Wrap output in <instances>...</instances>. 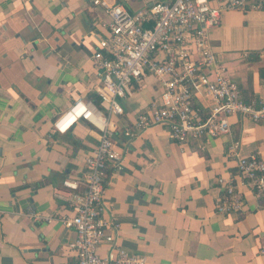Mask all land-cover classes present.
Here are the masks:
<instances>
[{
	"label": "crops",
	"instance_id": "0c3cea01",
	"mask_svg": "<svg viewBox=\"0 0 264 264\" xmlns=\"http://www.w3.org/2000/svg\"><path fill=\"white\" fill-rule=\"evenodd\" d=\"M0 0V264H78L63 226L70 190L63 182L87 176L84 160L97 148L99 129L80 120L65 134L56 118L75 101L105 109L91 63L109 22L103 5L130 13L167 0ZM217 67L238 86L245 104L264 101V6L248 2L221 15L208 33ZM157 79L133 83L112 118L118 166L106 169L101 218L118 226L116 244L146 264H264V199L240 178L237 159H264V122L238 114L230 132L183 149L165 126L128 139L134 122L159 100ZM193 104L207 112L201 90ZM239 144L237 156L229 151ZM224 185L241 193L243 210L218 214ZM106 247L99 249L104 255Z\"/></svg>",
	"mask_w": 264,
	"mask_h": 264
},
{
	"label": "built area",
	"instance_id": "2783aa9c",
	"mask_svg": "<svg viewBox=\"0 0 264 264\" xmlns=\"http://www.w3.org/2000/svg\"><path fill=\"white\" fill-rule=\"evenodd\" d=\"M251 0H167L156 1L147 10L130 13L124 6L103 5L108 15L107 36L92 54L91 63L99 79L98 96L104 111L75 101L53 123L58 134H65L78 121L95 125L100 131L97 148L84 160L87 176L82 181L63 182L70 190L68 210L61 217L67 229L75 233L69 245L78 264H146L143 257L127 252L116 244L118 226L101 218L106 191V169L118 166L121 153L116 148L112 118L123 114L121 101L133 83L145 74L158 80L159 100L138 115L135 132L125 130L132 139L154 126L169 129L170 138L180 148L203 138H215L230 132L229 118L240 115L253 122H264V101L257 108L242 102L238 86L217 67L208 42V33L218 28L221 15L242 11ZM264 6V0H258ZM94 6L102 5L93 0ZM201 90L210 107L204 113L193 104V92ZM138 134V135H137ZM239 144L229 151L236 155ZM240 178L257 198L264 199V159L257 155L237 159ZM224 199L215 205L216 213H239L244 200L236 187L225 184ZM105 246L104 255L100 247Z\"/></svg>",
	"mask_w": 264,
	"mask_h": 264
}]
</instances>
